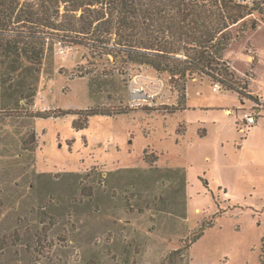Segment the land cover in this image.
Wrapping results in <instances>:
<instances>
[{"label":"rangeland","instance_id":"rangeland-1","mask_svg":"<svg viewBox=\"0 0 264 264\" xmlns=\"http://www.w3.org/2000/svg\"><path fill=\"white\" fill-rule=\"evenodd\" d=\"M262 10L223 56L243 95L193 76L183 100L82 35L19 77L0 61V264H264V112L239 122L248 92L264 100Z\"/></svg>","mask_w":264,"mask_h":264},{"label":"trees","instance_id":"trees-1","mask_svg":"<svg viewBox=\"0 0 264 264\" xmlns=\"http://www.w3.org/2000/svg\"><path fill=\"white\" fill-rule=\"evenodd\" d=\"M249 14L232 0H0V61L8 73L19 77L22 62L35 69L53 40L72 45L82 35L88 37L86 43L107 55L122 54L133 64L167 74L180 86L183 100L185 80L193 76H206L227 91L243 95L238 77L223 56L233 40L232 29L246 31ZM70 34L75 37L65 42ZM112 34L116 40L109 48ZM246 88L244 83L242 89ZM182 110L183 106L167 113ZM57 113L52 111V117L63 116ZM96 115L112 116L90 110L85 119ZM202 235L203 229L190 245Z\"/></svg>","mask_w":264,"mask_h":264},{"label":"built area","instance_id":"built-area-1","mask_svg":"<svg viewBox=\"0 0 264 264\" xmlns=\"http://www.w3.org/2000/svg\"><path fill=\"white\" fill-rule=\"evenodd\" d=\"M233 3L252 9L259 10L264 8V0H232ZM130 106L136 108L145 102V94L139 92H133L130 95ZM244 108V107H243ZM242 116L239 118V122L245 126L250 127L257 123L258 118L264 112V100L259 99L256 102L251 101V107L249 109H242Z\"/></svg>","mask_w":264,"mask_h":264},{"label":"crops","instance_id":"crops-1","mask_svg":"<svg viewBox=\"0 0 264 264\" xmlns=\"http://www.w3.org/2000/svg\"><path fill=\"white\" fill-rule=\"evenodd\" d=\"M255 77V76H254ZM252 78H250V80H251ZM253 80V79H252ZM251 86H252V84L250 83L249 84V89L251 90ZM248 94H250V95H254V96H257L259 99H262L261 98V96H260V94H257V93H255L254 91H250V92H248ZM186 100H187V98H186ZM250 103H251V101H249ZM183 111H185V108H184V110H182V111H178V112H183ZM229 112V110H226L225 111V113H228ZM175 114V113H174Z\"/></svg>","mask_w":264,"mask_h":264}]
</instances>
